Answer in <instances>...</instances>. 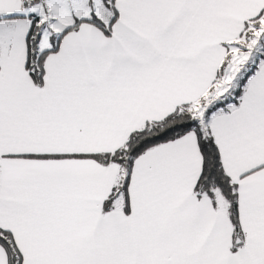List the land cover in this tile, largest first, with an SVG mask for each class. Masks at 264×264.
Here are the masks:
<instances>
[{
	"label": "snow or ice",
	"instance_id": "obj_1",
	"mask_svg": "<svg viewBox=\"0 0 264 264\" xmlns=\"http://www.w3.org/2000/svg\"><path fill=\"white\" fill-rule=\"evenodd\" d=\"M0 264H264V0H0Z\"/></svg>",
	"mask_w": 264,
	"mask_h": 264
}]
</instances>
